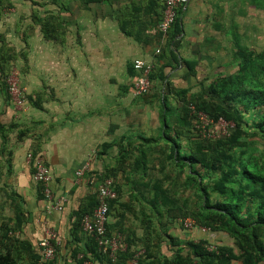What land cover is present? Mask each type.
<instances>
[{"label":"crops","instance_id":"crops-1","mask_svg":"<svg viewBox=\"0 0 264 264\" xmlns=\"http://www.w3.org/2000/svg\"><path fill=\"white\" fill-rule=\"evenodd\" d=\"M162 9V0H0V65L4 74L17 70L26 97L14 107L0 86V236L7 225L9 237L39 253L38 241L52 230L59 264L71 247L83 246L70 240L73 213L92 194L88 177L97 181L111 167L122 136L132 143L159 137L157 90L134 98L130 88L133 62L155 66V50L167 45L156 30ZM178 18L181 33L171 44L178 66L164 69L169 109L178 106L173 91L193 94L201 81L235 71L236 44L264 43V0H188ZM29 151L44 156L53 195L65 198L61 211L45 210L25 160ZM85 163L79 180L75 172Z\"/></svg>","mask_w":264,"mask_h":264},{"label":"trees","instance_id":"trees-1","mask_svg":"<svg viewBox=\"0 0 264 264\" xmlns=\"http://www.w3.org/2000/svg\"><path fill=\"white\" fill-rule=\"evenodd\" d=\"M178 11L167 33V45L158 53L159 62L149 75V91L156 89L161 102L159 137L132 143L122 136L114 164L96 181L111 179L116 193L108 202L106 234L119 235L126 245L116 254L117 264H264V147H259V141L264 143V48L236 44L231 59L235 71L201 81L193 94L185 89L173 91L178 106L169 109L166 94L170 84L164 69L178 66L171 45L181 33ZM131 68L134 70L133 65ZM4 71L3 63L0 86L9 99L6 79L10 68ZM28 101L38 106L33 98ZM197 112L214 122L222 119L231 123L232 128L225 136L205 138L195 121ZM160 139L165 141L163 145L157 142ZM153 170L158 177H150ZM37 185L42 195V187ZM180 189L185 195L181 200L175 198ZM86 200L73 213L70 240L83 246L71 247L63 264H82V260L112 264L81 228L82 217L90 215L97 204L95 194ZM172 212L176 213L173 218H190L198 228L224 233L233 246L211 248L206 240L170 236L166 222ZM1 233L0 264H39L40 254L30 242L9 237L7 225ZM137 241L143 251L131 248ZM162 243L169 248V256L160 251ZM78 255L81 259H76ZM42 264L59 262L55 257Z\"/></svg>","mask_w":264,"mask_h":264},{"label":"built area","instance_id":"built-area-1","mask_svg":"<svg viewBox=\"0 0 264 264\" xmlns=\"http://www.w3.org/2000/svg\"><path fill=\"white\" fill-rule=\"evenodd\" d=\"M162 2V14L156 28L161 41L164 40L168 31L174 24L178 9L182 8L188 0H162ZM158 53L159 50L156 49L155 54ZM132 65L136 74L132 80L130 93L132 97L137 98L149 92V75L154 65L152 62L142 59L135 60ZM18 77L17 70L11 68L6 79V85L9 101L14 107L21 108L26 101V97L25 90L21 87ZM190 109L194 111L193 107ZM195 116V121L198 124L197 127L202 129L201 133L205 138H219L225 136L232 128L231 123L222 119L214 122L207 118L202 112H197ZM206 128H210V130H208L209 132H206ZM25 160L27 165L31 168L33 182L40 184L42 187L45 210L47 212L52 210L61 211L65 198L62 196L58 198L54 197L51 189L52 175L46 165L44 156L41 153L33 154L29 151L26 153ZM88 170V164L85 163L75 172V177L80 180L85 176ZM88 183L89 186H91L92 194L96 195L97 204L90 215L82 217L80 222L81 228L86 234L94 238L98 250L107 255L112 264H117L116 254L119 251L125 250L126 245L121 241L119 235L107 236L105 228L106 222L108 221V202L116 198V193L113 189V181L108 178L96 184L95 176L91 175L88 177ZM180 222L183 229L187 231L194 229L205 233L208 231L205 228H198L190 218H185ZM59 244L60 242L57 234L52 230H47L45 236L37 243L40 254L39 264L52 261L56 257V249ZM81 257V255H78L76 259H81ZM82 264H93V262L92 260H82ZM129 264L136 263L135 261H130Z\"/></svg>","mask_w":264,"mask_h":264},{"label":"rangeland","instance_id":"rangeland-1","mask_svg":"<svg viewBox=\"0 0 264 264\" xmlns=\"http://www.w3.org/2000/svg\"><path fill=\"white\" fill-rule=\"evenodd\" d=\"M260 47L264 48V43L261 42ZM167 106H168V104H167ZM168 115H170V116L172 115L171 111H170V114H168ZM170 116H169V118H170ZM259 142H260L259 147H261V148L264 147V143L262 141H259ZM112 150L115 152V149H112ZM115 156L116 155L112 156V158L110 160L111 161L110 166H112L114 164ZM149 172L153 175L150 177H158V174L156 171L153 170V171H149ZM176 193H177L176 197H175L176 199L181 200L185 197V195L183 196L181 189H180V192H176ZM179 204H180V201H179ZM175 214L176 213L172 212L171 213L172 217L170 215H169L170 217H168L170 219V221H168L169 223L166 222V227L168 228V234L170 236L179 238L180 240H193V241H198L199 239L200 240H206L209 242L211 248H213L216 245L233 246L232 240L227 235H225L224 233L212 232L210 230H208L205 233V232H200L197 229L190 230V231L183 229L181 226V223H180V220L182 218H178V217L173 218ZM125 223H126V225H128L129 222L125 221ZM140 235H141L140 231H137V236L140 237ZM138 237H137V240H139ZM131 248L132 249H139L140 251H143L142 243H140L139 241H137V243L135 245H132ZM168 249L169 248L164 243H162V245L160 246V251L163 252L164 254H166L167 256L170 255V252H168Z\"/></svg>","mask_w":264,"mask_h":264}]
</instances>
